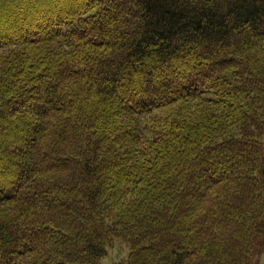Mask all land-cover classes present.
<instances>
[{
	"label": "trees",
	"instance_id": "1",
	"mask_svg": "<svg viewBox=\"0 0 264 264\" xmlns=\"http://www.w3.org/2000/svg\"><path fill=\"white\" fill-rule=\"evenodd\" d=\"M51 1L0 0V264L264 258V0Z\"/></svg>",
	"mask_w": 264,
	"mask_h": 264
},
{
	"label": "rangeland",
	"instance_id": "2",
	"mask_svg": "<svg viewBox=\"0 0 264 264\" xmlns=\"http://www.w3.org/2000/svg\"><path fill=\"white\" fill-rule=\"evenodd\" d=\"M22 2H25V1H22ZM35 4L34 3H32V4L23 3L22 5H19L18 7L17 6L13 7L11 12L15 13V14H17V13H23L24 14V12H26L32 8H37L38 6ZM60 8H63L60 0H53L50 3V7L48 6V8H46V10H49V9H51V10H58L59 9L60 10ZM46 13H48V11H46ZM10 18H12L14 20V18L10 16V12L4 14V16L2 18L3 20L0 22V24L7 25V19H10ZM128 252L129 251L127 249H125V248H123L117 244L109 252V255L103 260V263L104 264H118V263L125 262L127 257H128ZM253 264H264V258H260V257L255 258Z\"/></svg>",
	"mask_w": 264,
	"mask_h": 264
}]
</instances>
